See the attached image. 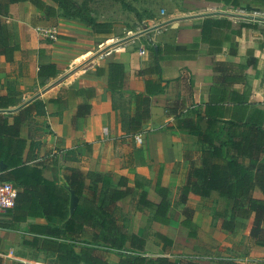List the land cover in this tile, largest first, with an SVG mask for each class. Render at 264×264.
<instances>
[{
	"label": "crops",
	"instance_id": "crops-1",
	"mask_svg": "<svg viewBox=\"0 0 264 264\" xmlns=\"http://www.w3.org/2000/svg\"><path fill=\"white\" fill-rule=\"evenodd\" d=\"M184 3L186 10L178 15L144 19L143 30L114 35L113 40L85 29L79 36L69 34L77 38L73 41L59 39L50 44L38 40L33 28L37 16L45 15L43 11L28 1L15 3L12 8L16 18L1 17L19 49L12 64H4L0 56V94L16 96L18 107L34 100L44 102V114L35 116L21 131L28 137L27 143L30 139L36 143L32 156L45 166L46 178L64 186L63 176L76 168L85 174L86 186L96 182L100 189H125L117 184L125 179L130 192L114 208H120L119 215H123L120 220L113 209V216L127 233L145 239L147 257L184 261L200 256L197 261L201 264H228L229 260L264 264V247L248 237V230L238 234L239 228L232 232L220 228L215 213L224 209L222 198L190 196L185 203L179 201L188 165L183 154L199 150L200 145L193 135L173 127L174 116L166 110L168 106L177 113L189 114L194 105L203 108L211 92L233 90L247 98L248 110L264 109V0ZM136 42L137 49L133 47ZM72 51L77 54L69 53ZM49 62L58 68L66 62V66L54 78L38 77V65ZM108 62L124 66L126 78L119 91L111 92L106 76L96 73L98 66ZM142 69L147 71L137 73ZM146 88L151 93L149 118L141 122L138 133L143 141L136 144L128 120L135 111L134 95H147ZM157 88L160 90L154 92ZM79 89L80 93L73 92ZM82 102L92 104L91 115L76 116V105ZM251 102L255 105L248 104ZM35 123L41 128H32ZM157 181L168 189L170 208L165 224L152 220L151 213L137 205L142 189L149 201L159 202ZM44 222L43 218L28 217L11 229L0 228V236L7 234L12 240L7 251H0L3 264L29 262L15 256L16 233L22 234L18 238L28 247L23 243L29 235L27 229ZM110 255L109 263L117 264L119 255Z\"/></svg>",
	"mask_w": 264,
	"mask_h": 264
},
{
	"label": "trees",
	"instance_id": "trees-1",
	"mask_svg": "<svg viewBox=\"0 0 264 264\" xmlns=\"http://www.w3.org/2000/svg\"><path fill=\"white\" fill-rule=\"evenodd\" d=\"M26 1L47 16L55 14L56 6L64 7V2H68L51 0L56 4L54 6L44 0H0V56H3L4 64L14 62L19 45L1 17L16 18L13 4ZM67 14L81 17L93 35L109 37L112 34L110 22L84 17L80 9ZM58 70L54 62L40 64L36 75L54 78ZM146 71L142 69L137 73ZM96 73L106 76L111 92L123 88L126 74L122 63L108 62L98 66ZM159 90L157 88L154 92ZM146 94L134 95L135 111L128 120L131 133L141 132V122L149 118L151 93L147 90ZM246 104L247 98L233 90L218 94L211 92L203 108L194 105L189 114L177 113L168 106L166 110L174 116L173 127L193 135L200 145L198 151H185L183 154L188 165L179 201L185 203L190 196L222 198L224 209L215 213L221 221L220 228L232 232L243 224L248 237L264 247V109L254 107L248 110ZM248 104L255 105L252 102ZM18 105L16 96L0 94V181L10 182L16 188L13 207L0 213V228L11 229L15 223L28 217L43 218V224L29 226V235L23 243L50 253L52 264H110L105 251L118 253L117 264H201L192 257L180 261L166 256L145 255V239L127 233L125 226L113 216L115 203L130 192L125 179L117 182L125 189L117 186L100 189L96 182L86 186L85 174L76 168L63 176L64 186L46 178L43 173L45 166L32 156L36 143L31 139L27 143L28 137L21 131L35 116L44 114V102L34 100L21 107ZM92 113L91 103L76 105V116L85 117ZM135 186L140 185L135 183ZM255 191L260 196H255ZM155 192L159 202L149 201L142 189L137 205L148 210L152 220L165 224L170 208L168 189L157 181ZM71 193L77 197L73 210L69 207ZM0 264H3L1 255ZM228 264L240 263L229 260Z\"/></svg>",
	"mask_w": 264,
	"mask_h": 264
},
{
	"label": "rangeland",
	"instance_id": "rangeland-1",
	"mask_svg": "<svg viewBox=\"0 0 264 264\" xmlns=\"http://www.w3.org/2000/svg\"><path fill=\"white\" fill-rule=\"evenodd\" d=\"M66 1L68 2H64L65 4L64 7H57L56 4H54V2H52L51 0H45V2H47L48 4L56 6L55 14L52 16H47V15H42L41 13L40 15L37 16L35 22L36 25H34L33 28L37 25L42 26L44 28L55 27L57 34H56V39L52 40L50 38L38 35L33 29L34 32L36 33V37L38 40L43 41L45 44L53 43L54 41L59 39L66 40L70 38L73 41L77 38L75 36H70L69 34H74L76 36H79L80 34L84 33L85 29H90L89 25L84 20H82L81 17L67 14L68 12L72 13L73 11H76V9H80L84 17H91L97 21L101 20V21L110 22L112 24L111 36L105 37L101 35L100 37H102V39L105 40H107L108 38L109 39L111 38V40H113L112 36L114 35L124 36V35H128L131 32L143 30L145 24L143 21L144 19L151 17L158 18L161 16H168V14L175 16L178 15L179 12L185 11L186 10L185 4L187 5V3H184L187 0H66ZM122 26H127V28L123 29ZM113 45L114 44H109L108 47H112ZM138 46H139L138 42H136L133 45V47L134 48L136 47V49L138 48ZM61 47L70 48L69 46H65V47L61 46ZM78 49L81 52L83 48L79 46ZM69 53H72L74 55L77 54V52L74 51ZM63 54H65V51L63 52ZM66 57L69 56L67 55ZM34 66H35V62H32L30 67H32L33 69ZM65 66H66V62H61L59 64V71L63 70ZM15 67L16 66H14V69ZM27 69L29 70V67ZM32 128L38 130L41 127L38 126L37 123H35V125L34 124L32 125ZM254 195L257 197L260 196L258 191H255ZM212 197L218 200V197L216 196H212ZM222 205H223V201L219 203V207H222ZM123 207L124 206H122V208ZM119 209L120 208H118L116 211L114 209V212L118 213V215L119 213H121ZM122 215L123 214L118 216L120 220ZM123 217L124 219H127L126 216ZM243 229L244 228L242 224L238 229V234H242ZM16 235H18V237L20 238L22 237V234L20 233H16ZM18 237H16V240L14 239V243L17 244L15 246L13 244V247H15L16 249L15 256L21 259H27L29 261L23 264H30V262H33V264L35 263L37 264V261L43 262L44 264H50V262L52 261V255L50 253L43 251H35L29 247H25L23 246V244L20 241V238ZM11 242L12 240L7 239V234H5L4 236H0V251H4V252L7 251V247L12 245ZM104 253L107 259L109 258V256H111L110 254L118 255V253L114 251L113 252L105 251ZM15 263H19V262L15 261Z\"/></svg>",
	"mask_w": 264,
	"mask_h": 264
},
{
	"label": "built area",
	"instance_id": "built-area-1",
	"mask_svg": "<svg viewBox=\"0 0 264 264\" xmlns=\"http://www.w3.org/2000/svg\"><path fill=\"white\" fill-rule=\"evenodd\" d=\"M35 32L52 40L56 39V29L55 27L44 28L42 26H35ZM133 140L136 144H141L143 141V136L141 133H135L133 135ZM16 197V188L10 182L0 181V213L4 212L6 209L13 207ZM195 260L200 259V256H193Z\"/></svg>",
	"mask_w": 264,
	"mask_h": 264
},
{
	"label": "water",
	"instance_id": "water-1",
	"mask_svg": "<svg viewBox=\"0 0 264 264\" xmlns=\"http://www.w3.org/2000/svg\"><path fill=\"white\" fill-rule=\"evenodd\" d=\"M3 167L4 165L1 164V169H3ZM76 204H77V197L73 193H71L70 206H69L70 210H73Z\"/></svg>",
	"mask_w": 264,
	"mask_h": 264
}]
</instances>
